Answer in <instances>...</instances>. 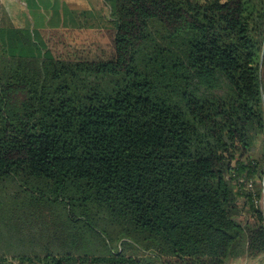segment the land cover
<instances>
[{"label": "trees", "instance_id": "16d2710c", "mask_svg": "<svg viewBox=\"0 0 264 264\" xmlns=\"http://www.w3.org/2000/svg\"><path fill=\"white\" fill-rule=\"evenodd\" d=\"M104 1L100 53L0 25V264L264 253V0Z\"/></svg>", "mask_w": 264, "mask_h": 264}, {"label": "rangeland", "instance_id": "374dc122", "mask_svg": "<svg viewBox=\"0 0 264 264\" xmlns=\"http://www.w3.org/2000/svg\"><path fill=\"white\" fill-rule=\"evenodd\" d=\"M84 3L90 5L89 10H73L72 15L68 16L69 19L65 14H59L58 17H47L42 21L43 25L37 28L40 35L55 53H100L110 49L108 36L103 35L101 32L108 24L110 14L108 5L104 0H85ZM8 15V10L6 8L2 10L0 7V25L5 19L7 22ZM263 152L264 135L258 140L255 156L259 157ZM257 182H262V192L255 202L264 212V176L262 180L258 177ZM245 202L246 199L241 198L239 209L234 213L239 221L252 222L254 218L248 213ZM229 264H264V253L256 257L245 255L234 258Z\"/></svg>", "mask_w": 264, "mask_h": 264}, {"label": "crops", "instance_id": "0c3cea01", "mask_svg": "<svg viewBox=\"0 0 264 264\" xmlns=\"http://www.w3.org/2000/svg\"><path fill=\"white\" fill-rule=\"evenodd\" d=\"M84 2L85 0H0V7L2 10L6 8L9 14V21L6 22L5 19L4 24L40 32L37 28L43 25L42 21L47 17L65 14L68 18L73 10H89L90 5Z\"/></svg>", "mask_w": 264, "mask_h": 264}, {"label": "built area", "instance_id": "2783aa9c", "mask_svg": "<svg viewBox=\"0 0 264 264\" xmlns=\"http://www.w3.org/2000/svg\"><path fill=\"white\" fill-rule=\"evenodd\" d=\"M250 186H252V182L250 183Z\"/></svg>", "mask_w": 264, "mask_h": 264}]
</instances>
